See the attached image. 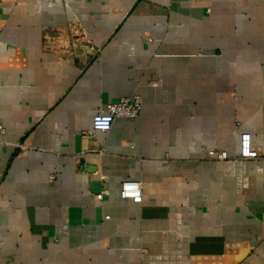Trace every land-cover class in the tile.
I'll return each instance as SVG.
<instances>
[{
    "label": "crops",
    "instance_id": "crops-1",
    "mask_svg": "<svg viewBox=\"0 0 264 264\" xmlns=\"http://www.w3.org/2000/svg\"><path fill=\"white\" fill-rule=\"evenodd\" d=\"M0 264H264V0H0Z\"/></svg>",
    "mask_w": 264,
    "mask_h": 264
},
{
    "label": "built area",
    "instance_id": "built-area-1",
    "mask_svg": "<svg viewBox=\"0 0 264 264\" xmlns=\"http://www.w3.org/2000/svg\"><path fill=\"white\" fill-rule=\"evenodd\" d=\"M77 40V39H76ZM140 111V105L136 97L121 99L118 102L108 103L99 109L92 118V130L102 133L110 131L114 121L118 118L135 119ZM240 157L242 159H255L257 153L251 147V139L248 134L240 137ZM211 161H225L228 159L224 151H208L205 157ZM119 196L121 199L131 200L133 203L141 202V185L136 181H125L120 185ZM98 195L97 199L101 200Z\"/></svg>",
    "mask_w": 264,
    "mask_h": 264
}]
</instances>
